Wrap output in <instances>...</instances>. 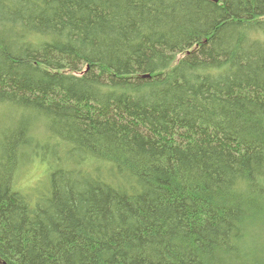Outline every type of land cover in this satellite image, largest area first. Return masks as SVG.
<instances>
[{
  "label": "trees",
  "instance_id": "1",
  "mask_svg": "<svg viewBox=\"0 0 264 264\" xmlns=\"http://www.w3.org/2000/svg\"><path fill=\"white\" fill-rule=\"evenodd\" d=\"M0 264H264V0H0Z\"/></svg>",
  "mask_w": 264,
  "mask_h": 264
},
{
  "label": "rangeland",
  "instance_id": "2",
  "mask_svg": "<svg viewBox=\"0 0 264 264\" xmlns=\"http://www.w3.org/2000/svg\"><path fill=\"white\" fill-rule=\"evenodd\" d=\"M25 170L26 171L19 178V185L22 188L32 189L37 186L40 169L37 166H28Z\"/></svg>",
  "mask_w": 264,
  "mask_h": 264
}]
</instances>
